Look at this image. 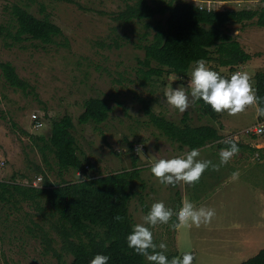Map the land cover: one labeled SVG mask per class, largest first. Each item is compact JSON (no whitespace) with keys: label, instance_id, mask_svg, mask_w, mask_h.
<instances>
[{"label":"rangeland","instance_id":"obj_1","mask_svg":"<svg viewBox=\"0 0 264 264\" xmlns=\"http://www.w3.org/2000/svg\"><path fill=\"white\" fill-rule=\"evenodd\" d=\"M135 1L0 0V26L5 28L0 32V61L12 62L20 77L29 83L27 91L14 88L0 70V180L12 181L15 176L14 182L24 183L28 177L34 181L42 176L40 185L44 180V174L37 170L40 167L54 184L62 179L79 181L80 177L131 168L132 154L137 155L142 171L133 184L129 204L135 224L141 222V217L148 213L146 208L150 210L156 201H163L174 211L179 210L185 199L197 208L202 205L214 208L216 215L212 222L200 228L181 225L172 230L168 224L156 225L151 229L154 241L166 243V255L191 252L193 264H239L264 247V136L241 137V133L237 141L257 149L239 150L219 171L206 170L194 185L180 183L173 187L159 183L148 167L147 156L171 157L190 149L180 148L166 136L150 120L144 103L159 115L180 120L184 113L168 105L163 93L166 87L187 85L189 78L181 79L175 74H165L156 81L144 78V65L140 62L145 55L144 46L153 40L157 20L164 17L158 15L130 22L116 19L118 12ZM224 1L197 2L203 8L229 10L264 7V0ZM148 2L154 4L153 0ZM16 4L28 7L38 17L50 15L63 34L50 43L36 39L16 41L8 35V30L12 34L17 30L12 14ZM244 22L247 26L240 30L251 29L260 37V41L248 38L260 54L259 58L253 57L239 65L235 72L249 73L256 90V73L264 69V47L261 46L264 34L259 32L264 29L253 20ZM229 27L235 38L244 42L247 35L235 32L240 25ZM212 51L215 53V48ZM206 62L215 68L214 62ZM219 70L229 73L228 67H219ZM91 96L108 97L112 111L102 123L81 124L78 117L84 110L85 100ZM256 108V105L249 106L235 116L220 113L216 121L201 115L196 102L187 111L192 115L191 123L210 124L221 134H230L264 119L257 115ZM33 112L44 116L43 129H33ZM65 114L74 119L73 132L81 155L90 161L89 174L73 168L61 171L54 154L49 149L42 151L31 137L32 134L48 135L53 121ZM130 142L133 147L129 146ZM142 143L145 151L138 155L134 145ZM220 150L219 142H214L200 150L199 158L218 164ZM43 211L17 193L6 202L0 201V264H58L56 254L52 248H46L43 239L48 233L54 238L53 246L62 252L61 233L53 227L57 217L51 215L48 204ZM173 222H177L175 216L170 221ZM72 257L65 253L67 261Z\"/></svg>","mask_w":264,"mask_h":264},{"label":"trees","instance_id":"obj_2","mask_svg":"<svg viewBox=\"0 0 264 264\" xmlns=\"http://www.w3.org/2000/svg\"><path fill=\"white\" fill-rule=\"evenodd\" d=\"M153 1L154 4L148 0H136L127 4L116 16V19L123 22L158 15L164 17L157 20L153 40L144 46L145 55L140 62L144 65L142 72L145 79L156 81L165 74L187 79L190 64L200 58L214 62L213 70L230 77L239 65L252 58L235 38L230 27H227L244 24L245 20H253L257 25L264 26V8L209 11L188 0ZM12 14L17 22V30L15 34L8 30V35L16 41L36 39L50 43L56 36L63 34L62 28L48 14L38 17L28 7L19 4L13 6ZM4 30L0 26V32ZM212 48H215V53ZM219 67H228L229 73L220 71ZM15 68L10 61H0V70L7 83L27 91L28 81L20 77ZM256 74V95L264 97V69ZM196 104L201 115H207L214 121L219 119L220 113L214 112L210 105L202 100L196 101ZM259 106L264 107V104ZM144 108L150 120L172 141L177 142L180 148L201 149L214 142H219L220 149L227 147L220 143L227 134H221L218 128L210 124L191 123L192 115L187 110L177 121L155 113L147 103H144ZM111 111L108 97L91 96L85 100L78 121L81 124L102 123L109 118ZM74 128L73 117L65 114L53 121L48 135L32 134L31 137L42 151L49 149L54 154L61 171L67 172L73 168L89 174L90 161L79 151ZM39 142H43V145ZM237 142L239 150L257 149L244 142ZM129 146L133 147V142ZM37 170L44 174V180L39 186L14 182L15 176L12 181L0 180V201L6 202L17 193L42 211L46 204L49 205V212L57 217L53 227L61 233L62 252L53 246L54 238L48 233L44 234L43 239L46 248H52L56 254L58 264H89L98 253L110 257L108 264H149L143 256L129 248L126 241L135 224L129 210L133 184L140 178L142 171L137 155L132 154L131 168L89 175L84 182L62 179L60 183L54 184L44 169L38 167ZM146 210L149 211L148 208ZM117 215L123 217V220L116 221L114 218ZM65 253L73 256L71 261L65 259ZM175 255L167 254L169 258ZM239 264H264V247Z\"/></svg>","mask_w":264,"mask_h":264},{"label":"clouds","instance_id":"obj_3","mask_svg":"<svg viewBox=\"0 0 264 264\" xmlns=\"http://www.w3.org/2000/svg\"><path fill=\"white\" fill-rule=\"evenodd\" d=\"M163 95L166 103L180 113H184L196 101L202 100L216 113L227 112L228 115L235 116L244 112L247 107L256 105L257 115L264 116V107L259 106L264 104V97L256 95L253 78L249 73L236 71L230 77H226L213 70L203 58L190 64L187 85L176 84L175 87H166ZM220 143L227 147L219 151L218 164H214L211 160L200 159L201 153L198 148L171 157L147 156V164L151 173L162 185L173 187L180 183L194 185L199 182L206 170L211 168L213 171H219L221 166L226 165L235 154L239 153L235 138L228 137ZM136 152L138 155L143 154L142 146H137ZM85 179L87 178L80 177L81 182ZM181 204L179 210L174 211L163 201L152 203L148 213L141 217V222L132 225V230L126 237L127 246L136 254L143 256L149 264H193L194 255L191 252L169 258L165 254L166 243L162 241L157 244L151 230L158 224H168L172 230H176L181 225L200 228L202 225L210 224L216 215L214 208L203 205L197 208L187 199ZM173 216L176 217L177 222L170 223ZM114 219L122 221L123 217L117 215ZM109 259L108 255L98 253L89 264H108Z\"/></svg>","mask_w":264,"mask_h":264},{"label":"built area","instance_id":"obj_4","mask_svg":"<svg viewBox=\"0 0 264 264\" xmlns=\"http://www.w3.org/2000/svg\"><path fill=\"white\" fill-rule=\"evenodd\" d=\"M197 1L199 0H193V2L196 5H199V7L201 9H207V10H216V9H220V8H203L205 6H202L201 4H199ZM217 2H225L224 0H216ZM221 9H225V8H221ZM31 123H32V127L34 130H40L41 128L43 129L45 122H44V117L42 114H39L38 112H33L31 115ZM242 133L241 137H245V136H264V119L259 120L257 123H255L252 126H248L246 128H243L239 131L236 132H232L230 134H227L225 137H233L235 138V140L237 141L238 138L240 137V134ZM225 139V138H224ZM243 139V138H242ZM137 146H142V151H144L145 148H143V143L142 144H135L134 145V149L136 151ZM2 164H4V161L1 162ZM42 176L38 177V180H34V181H29L26 180V182H24L27 185H33V186H38L39 185V181H41Z\"/></svg>","mask_w":264,"mask_h":264},{"label":"crops","instance_id":"obj_5","mask_svg":"<svg viewBox=\"0 0 264 264\" xmlns=\"http://www.w3.org/2000/svg\"><path fill=\"white\" fill-rule=\"evenodd\" d=\"M262 8H264V7H261V8H259V9H262ZM216 10H224V9H216ZM256 24V23H255ZM235 25H240V28L238 29H236L235 30V32L236 33H242L243 35H247V37H245V38H243L244 39V42H242V41H240L241 43H242V45L244 46V49L247 51V53H250L251 55H252V58L254 57V58H259L258 57V55L260 54V52H259V49H257V51L255 52V49H254V45L252 44V42H250V39H248L249 38V36H251L252 38H255V39H257L258 41H260V37L258 36V35H255V34H253L255 31H251V29H248V30H246V32H243V30H240L241 28L242 29H245V28H243V27H245V26H247V24L246 23H244V24H235ZM262 28L264 29V26H262ZM261 34H264V30H260L259 31ZM261 36V35H260ZM261 46H262V48L264 47V45L263 44H261ZM262 48H260V49H262ZM251 58V59H252ZM250 59V60H251ZM249 60V61H250ZM258 60V62L260 61V59H257ZM248 61V62H249ZM263 62V61H262ZM262 65H259V67H261ZM199 118V117H198ZM190 121H192V119L190 120ZM210 144H214V143H210ZM209 145V144H208ZM207 146V145H206ZM204 148H205V146H204ZM203 147L201 148V149H204ZM201 149H199V150H201Z\"/></svg>","mask_w":264,"mask_h":264}]
</instances>
